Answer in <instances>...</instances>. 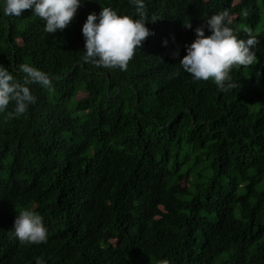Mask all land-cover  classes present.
<instances>
[{
  "label": "trees",
  "instance_id": "16d2710c",
  "mask_svg": "<svg viewBox=\"0 0 264 264\" xmlns=\"http://www.w3.org/2000/svg\"><path fill=\"white\" fill-rule=\"evenodd\" d=\"M235 1L144 0L154 35L125 71L83 62L82 27L102 6L134 12L129 0H83L55 33L30 9L0 11V64L21 82V63L52 77L29 85L25 114L0 113V264H264V0ZM221 11L259 40L227 92L179 65ZM25 209L46 243L11 232Z\"/></svg>",
  "mask_w": 264,
  "mask_h": 264
},
{
  "label": "clouds",
  "instance_id": "9594fccd",
  "mask_svg": "<svg viewBox=\"0 0 264 264\" xmlns=\"http://www.w3.org/2000/svg\"><path fill=\"white\" fill-rule=\"evenodd\" d=\"M135 11L119 13L109 6H102L99 14L90 13L83 24L82 34L85 49L82 60L95 67L127 70L129 62L144 41L154 32L147 26L144 0H129ZM83 0H0L3 15L20 17L25 10L44 21V30L55 33L65 29L73 20ZM155 17L152 22H155ZM227 11L217 12L205 19V23L195 29L196 39L186 46L187 54L179 65L194 81H213L220 91L227 92L235 87L231 71L241 66L256 64L257 36L248 30L247 38L229 26ZM191 29V22H184ZM205 28L210 35H205ZM168 41H164L167 46ZM179 56V52L173 53ZM16 71L23 73L22 82L17 80L8 67L0 64V113L13 119L26 113L30 105L37 102L29 85L38 84L51 88L52 77L28 63H21ZM259 76L260 73L257 72ZM12 104L11 110L9 105ZM22 244L46 243L48 229L44 218L37 212L25 209L18 213L11 231ZM37 264H40L38 261ZM161 264H169L163 260Z\"/></svg>",
  "mask_w": 264,
  "mask_h": 264
},
{
  "label": "rangeland",
  "instance_id": "374dc122",
  "mask_svg": "<svg viewBox=\"0 0 264 264\" xmlns=\"http://www.w3.org/2000/svg\"><path fill=\"white\" fill-rule=\"evenodd\" d=\"M239 1L240 0H236L235 3H239ZM258 6H259V8L261 10V18L262 19H261V22H260L259 29H258L257 33L262 32L264 30V4H263V2L260 1L258 3ZM240 27H241V29L245 28V26H243V25H241ZM81 97H83V95H80L79 98H81Z\"/></svg>",
  "mask_w": 264,
  "mask_h": 264
}]
</instances>
